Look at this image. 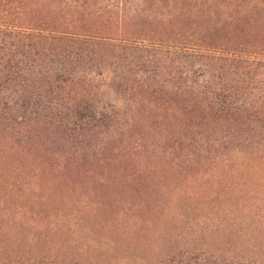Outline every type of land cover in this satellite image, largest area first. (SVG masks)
Returning a JSON list of instances; mask_svg holds the SVG:
<instances>
[{
	"label": "trees",
	"instance_id": "trees-1",
	"mask_svg": "<svg viewBox=\"0 0 264 264\" xmlns=\"http://www.w3.org/2000/svg\"><path fill=\"white\" fill-rule=\"evenodd\" d=\"M0 264H264V0H0Z\"/></svg>",
	"mask_w": 264,
	"mask_h": 264
},
{
	"label": "rangeland",
	"instance_id": "rangeland-1",
	"mask_svg": "<svg viewBox=\"0 0 264 264\" xmlns=\"http://www.w3.org/2000/svg\"><path fill=\"white\" fill-rule=\"evenodd\" d=\"M107 82H101L98 91V101L101 105H116L117 98Z\"/></svg>",
	"mask_w": 264,
	"mask_h": 264
}]
</instances>
